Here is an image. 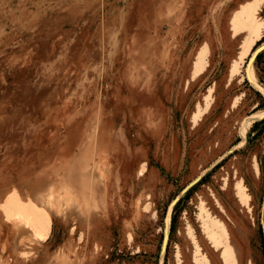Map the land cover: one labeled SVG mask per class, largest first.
<instances>
[{"label":"rangeland","instance_id":"374dc122","mask_svg":"<svg viewBox=\"0 0 264 264\" xmlns=\"http://www.w3.org/2000/svg\"><path fill=\"white\" fill-rule=\"evenodd\" d=\"M245 1L0 0V255L58 264L45 258L67 244L66 264H222L218 236L264 264V56L229 31ZM257 21L253 49L264 0ZM102 148L107 185L90 172L89 186L104 212L58 203L29 246L2 214L35 207L17 190Z\"/></svg>","mask_w":264,"mask_h":264},{"label":"bare ground","instance_id":"6f19581e","mask_svg":"<svg viewBox=\"0 0 264 264\" xmlns=\"http://www.w3.org/2000/svg\"><path fill=\"white\" fill-rule=\"evenodd\" d=\"M261 0H249L238 5L234 9L229 18V31L230 38L237 39L239 35L241 37V44H246L242 50L243 55H247L253 48L259 35V24L257 18L259 17V5ZM255 51V50H254ZM254 53V52H253ZM210 48L207 43H203L195 54L192 71H198L204 67V62L209 58ZM250 55V53H249ZM248 55V56H249ZM108 125H106L105 133L108 131ZM105 155L106 149L102 148L92 152L90 155L85 154L82 156V160H78L68 167L66 174L61 178L54 177L45 188H39L36 190L33 196V200L30 199L35 207L30 209L22 208L18 206L14 212L2 211L5 222L14 224L13 226L20 229V226L29 230L32 239L30 242L41 243L47 236L49 229V209L51 211L56 209L58 211V203H61V207H66L68 204H72L77 208H83V213H91L101 211V205H105L104 194L96 196L95 192L89 186V173L94 172L104 180V185H107L106 177L103 173L105 167ZM138 176H141L140 171L137 172ZM18 183L23 184V179ZM73 185L76 186L77 191L73 189ZM246 195L241 192L239 194V200L244 204ZM85 216V215H84ZM41 225L40 227H38ZM42 228V229H39ZM214 236L212 246L215 251L219 253L222 264H238L237 254L231 242L228 241L224 244L221 238ZM204 260L207 262L209 258L207 255H203Z\"/></svg>","mask_w":264,"mask_h":264},{"label":"crops","instance_id":"0c3cea01","mask_svg":"<svg viewBox=\"0 0 264 264\" xmlns=\"http://www.w3.org/2000/svg\"><path fill=\"white\" fill-rule=\"evenodd\" d=\"M17 192L20 194L21 197H23L25 200L28 198L32 199L34 196V193L32 194L30 191L28 190H23L22 188L17 190ZM101 197L99 196V199ZM33 200V199H32ZM101 200V199H100ZM101 211L100 212H104L105 207L103 205H101ZM73 209V210H72ZM69 210H72V212L74 214H76L79 217H82L83 213V208H77L75 206H72V204H68L65 208L64 211L67 212ZM94 210V209H92ZM50 212H54L53 210L51 211V209H49ZM74 229V228H73ZM45 242V241H43ZM38 243L39 245H42V243ZM35 243V242H34ZM33 242L29 243V246H32V244H34ZM66 250H67V244H65L62 248H60V250L55 253V255L49 256L48 258H45V260L49 263H62V264H66L67 263V259L66 257ZM31 259V258H30ZM29 258H23L20 255H16L14 258H4V255H0V264H18V262L22 263V264H29L31 262Z\"/></svg>","mask_w":264,"mask_h":264},{"label":"trees","instance_id":"16d2710c","mask_svg":"<svg viewBox=\"0 0 264 264\" xmlns=\"http://www.w3.org/2000/svg\"><path fill=\"white\" fill-rule=\"evenodd\" d=\"M255 46V45H254ZM253 46V47H254ZM254 50H255V48L253 49H251V52H250V55H249V57L248 58H251V56L253 55V52H254ZM264 56V50L262 51V52H260L259 54H258V56L256 57V64H258L259 63V61L261 60V58ZM264 118V117H263ZM261 125H264V119H261L259 122H255V123H253V126H252V129L254 130V135H253V137H255L256 135H258V131L256 132V130H257V128L259 127V126H261ZM185 197H187V194L185 195Z\"/></svg>","mask_w":264,"mask_h":264},{"label":"water","instance_id":"95a60500","mask_svg":"<svg viewBox=\"0 0 264 264\" xmlns=\"http://www.w3.org/2000/svg\"><path fill=\"white\" fill-rule=\"evenodd\" d=\"M264 50V44H261L260 46H258L256 49H255V51H254V53H253V61H255L256 60V57L258 56V54L260 53V52H262ZM247 80V79H246ZM248 81V80H247ZM249 82V81H248ZM250 84V83H249ZM259 92V91H258ZM260 93V92H259ZM261 94V93H260ZM262 96H264L263 94H261ZM262 119H264V118H262ZM230 152V151H229ZM167 236H164V241H163V246L165 245V247H166V244H167Z\"/></svg>","mask_w":264,"mask_h":264}]
</instances>
